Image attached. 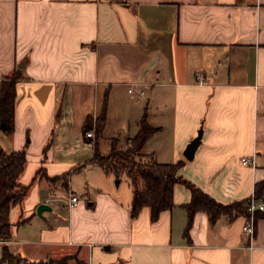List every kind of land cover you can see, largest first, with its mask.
Wrapping results in <instances>:
<instances>
[{
	"label": "crops",
	"instance_id": "crops-1",
	"mask_svg": "<svg viewBox=\"0 0 264 264\" xmlns=\"http://www.w3.org/2000/svg\"><path fill=\"white\" fill-rule=\"evenodd\" d=\"M17 67L15 129L0 145L26 150L27 221L16 225L21 208H11L6 245L28 264L74 250L85 264H264V212L254 215L252 238L243 231L248 214L212 221L203 210L186 235L191 191L176 183L173 208L153 220L145 206L132 218V187L122 193V177L115 184L92 162L94 138L84 133L106 98L103 137L131 138L146 118L157 127L146 153L182 161L179 174L223 204L264 199V187L256 188L264 180V0H0V79ZM132 84L145 89L141 101ZM130 101H144L134 117ZM115 108L125 139L106 135ZM40 167L50 181H33ZM67 172L62 189L79 196L73 206L53 194L63 181L55 177ZM42 202L51 208L39 216ZM64 207L67 224L54 220Z\"/></svg>",
	"mask_w": 264,
	"mask_h": 264
},
{
	"label": "trees",
	"instance_id": "trees-1",
	"mask_svg": "<svg viewBox=\"0 0 264 264\" xmlns=\"http://www.w3.org/2000/svg\"><path fill=\"white\" fill-rule=\"evenodd\" d=\"M20 77H22V69L17 67L12 74L0 79V129L7 134H12L15 129L16 84ZM106 118L107 99L105 98L99 115L97 117L92 115L87 117L84 133L87 137L94 138L95 152L92 162L99 164L107 174H113L118 179L125 176L129 180L133 192L130 209L132 218L137 217L145 206L151 209V218L153 220H157L163 210L173 208L175 205L174 188L176 183L184 184L191 191L190 201L184 204L188 212L186 235H188L193 223L195 212L199 210L206 211L212 221L224 213H231L233 216L239 213L249 215L247 208L250 198L230 204L218 202L201 187L179 174V169L183 164L182 161L161 162L149 154H147L149 158L143 159L142 151L144 145L157 130V127L150 125L146 118L141 120L139 131L133 137L127 138L124 144L120 143L118 137H112L109 139V144L105 147L106 149L103 150L100 144L103 138ZM92 130H94V136L89 135V132ZM49 144L50 142L47 146ZM26 163L27 155L25 149L6 151L0 145L1 238L12 236V227L15 223L10 219V211L13 206L19 205L21 208V214L16 225L27 221V218H23V202L30 192L32 183L24 184L20 180ZM44 170L43 167H40L33 181H36L38 174ZM70 173L67 172L55 177L56 179H63L64 187L67 189L69 187ZM262 187H264V180L257 183V191ZM23 258L19 252H13L7 245H4L0 262L18 264L19 260ZM66 261L62 262V264H66ZM29 263L51 264L48 261H33Z\"/></svg>",
	"mask_w": 264,
	"mask_h": 264
},
{
	"label": "rangeland",
	"instance_id": "rangeland-1",
	"mask_svg": "<svg viewBox=\"0 0 264 264\" xmlns=\"http://www.w3.org/2000/svg\"><path fill=\"white\" fill-rule=\"evenodd\" d=\"M20 66H21V64H20ZM115 105L118 106V103L115 102ZM130 105H131L132 109L130 108L129 110H131L132 113L129 114V115H133V117H134L138 112L143 110L144 101H142V102H133V103L130 101ZM122 123H123V118H120L118 109L116 111V108H115L113 110V113L109 114V120H108V126H107L108 128L106 130L107 137L116 135V136L121 137L122 139H125L127 134L123 130H121V133H122L121 136H120V134H118L120 132V129H122ZM131 123H133V118H132ZM91 135L94 136V130L92 131ZM103 138L101 139L100 146L104 150V149H106L104 145L107 146L109 144V139L105 138V137H103ZM126 140H122V141H120V143L124 144L126 142ZM0 141H4V142H8V143L11 141V139L7 135V133L2 131L1 129H0ZM142 152H143V156H142L143 159L146 160L147 158H149L147 156L148 153H146L144 150ZM44 173L45 172H43V171L40 172L38 174V176H37V179H39V180H44L45 179L47 181H50L49 178L47 179V176ZM121 179H122L121 182H119V185H117L116 187H118V189L122 193L124 192V193L128 194L130 192V190H129V186H130L129 180L127 179V177H124V176ZM113 181H114L115 184H117L118 179L115 177V179ZM57 183H58V186L61 189V191L60 192L59 191L56 192L57 194H55V192H53V194L55 195V197H58L60 200H62V199L66 200V197H69L71 192L67 193L64 188L62 189V187H64V181L59 180ZM39 216H41V215H39ZM67 217H68V207H64V209H62L61 217H57L54 220L57 221V222L61 221V223H63V224L64 223L67 224L66 223L67 222L66 221ZM2 245L4 246L6 244H0V256L2 254V248H3ZM7 246L9 247V245H7ZM10 246L11 247H9V249L11 251H13V252H16L15 251V249H16L15 246L13 244H11ZM70 252L71 253H69V254H66V252H64V251L63 252H56L55 254L48 256L47 260L51 264H62V262L66 261V260H67L66 264H85L84 263L85 261L84 262L81 261V259H80L81 257H79V253L76 252V250L70 251ZM0 264H6V263L0 262ZM18 264H28V263H27L26 259L23 258L22 260H19Z\"/></svg>",
	"mask_w": 264,
	"mask_h": 264
},
{
	"label": "built area",
	"instance_id": "built-area-1",
	"mask_svg": "<svg viewBox=\"0 0 264 264\" xmlns=\"http://www.w3.org/2000/svg\"><path fill=\"white\" fill-rule=\"evenodd\" d=\"M196 80L199 84H206L207 80L203 72L197 71L196 74ZM129 93L134 97L136 101H141L144 98L145 95V89L136 84H132L128 88ZM89 135H91L89 133ZM244 163H249L251 160L248 157L242 158ZM79 202V196L73 192H71L69 196V205L73 206ZM248 212L249 216L246 220V222L243 224V231L247 233L251 238L255 234V218L254 215L256 212H264V199H259L255 196L250 197V200L248 202ZM9 242L8 238H0V243L7 244Z\"/></svg>",
	"mask_w": 264,
	"mask_h": 264
},
{
	"label": "water",
	"instance_id": "water-1",
	"mask_svg": "<svg viewBox=\"0 0 264 264\" xmlns=\"http://www.w3.org/2000/svg\"><path fill=\"white\" fill-rule=\"evenodd\" d=\"M21 66L23 65L21 64ZM202 135H203V127L201 126L200 129L198 130V134L193 139H191V141L187 144V147L185 150V156L188 159L193 158L196 149L198 148V146L200 145L202 141ZM47 208H51V206L44 202L39 203L37 206L36 212L38 215H42L43 210Z\"/></svg>",
	"mask_w": 264,
	"mask_h": 264
}]
</instances>
